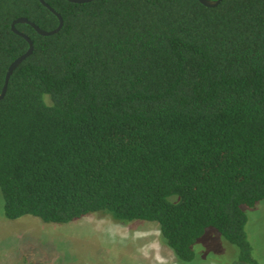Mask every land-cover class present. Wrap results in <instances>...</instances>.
I'll return each mask as SVG.
<instances>
[{
  "label": "trees",
  "instance_id": "16d2710c",
  "mask_svg": "<svg viewBox=\"0 0 264 264\" xmlns=\"http://www.w3.org/2000/svg\"><path fill=\"white\" fill-rule=\"evenodd\" d=\"M64 25L0 100L3 215L157 222L179 264L209 228L262 264L245 207L264 200V0H45ZM40 0H0V93Z\"/></svg>",
  "mask_w": 264,
  "mask_h": 264
},
{
  "label": "rangeland",
  "instance_id": "374dc122",
  "mask_svg": "<svg viewBox=\"0 0 264 264\" xmlns=\"http://www.w3.org/2000/svg\"><path fill=\"white\" fill-rule=\"evenodd\" d=\"M254 252L264 264V200L245 207ZM196 259L185 264H241L237 248L209 228L195 245ZM0 264H179L161 241L157 222L136 219L126 224L91 214L66 224L25 215H3L0 190Z\"/></svg>",
  "mask_w": 264,
  "mask_h": 264
},
{
  "label": "water",
  "instance_id": "95a60500",
  "mask_svg": "<svg viewBox=\"0 0 264 264\" xmlns=\"http://www.w3.org/2000/svg\"><path fill=\"white\" fill-rule=\"evenodd\" d=\"M45 6H47L52 12H54L58 18H59V24L56 28L51 29V30H46L41 28L39 25H37L35 22L29 20L27 17H20L18 19H16L13 24H12V29L14 32H16L17 34L23 36L29 43V47L27 49V51L25 53H23L21 56H19L17 59H15L9 66L7 73H6V77H5V83L4 86L2 88V91L0 93V100L3 99L7 93V89H8V84L11 78V75L13 74L14 70L28 57L30 56L33 51H34V41L31 39V37H29L26 33L21 32L17 27H16V23H29L31 24L35 30L41 34V35H53L57 32L60 31V29L62 28V26L64 25V19L61 15V13H59L58 11H56L51 5H49L45 0H40ZM71 2H76V3H85V2H90L92 0H69ZM223 0H200L201 3H203L206 6L209 7H215L218 6Z\"/></svg>",
  "mask_w": 264,
  "mask_h": 264
}]
</instances>
